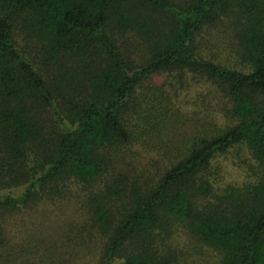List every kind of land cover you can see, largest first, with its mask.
<instances>
[{"label":"trees","instance_id":"obj_1","mask_svg":"<svg viewBox=\"0 0 264 264\" xmlns=\"http://www.w3.org/2000/svg\"><path fill=\"white\" fill-rule=\"evenodd\" d=\"M224 21L235 23L246 72L196 44ZM176 83L222 97L221 116L160 147ZM134 147L168 162L140 165ZM236 147L258 177L216 188L211 165ZM73 188L87 219L66 253L14 257L4 214ZM181 232L210 264H264V0H0V264H188Z\"/></svg>","mask_w":264,"mask_h":264},{"label":"rangeland","instance_id":"obj_2","mask_svg":"<svg viewBox=\"0 0 264 264\" xmlns=\"http://www.w3.org/2000/svg\"><path fill=\"white\" fill-rule=\"evenodd\" d=\"M234 30L235 23L224 21L206 28L197 38L196 44L204 57L246 72L247 68L243 66L239 56V46ZM18 37L22 47L29 54H33L31 46L33 44H24L23 36ZM163 81L165 80L159 79L158 82L161 85ZM175 87L180 93L177 100L173 101L172 120L169 127L161 131L162 134L156 140L158 143L162 141L160 147L168 142H171V147L182 141L184 143L196 132L206 129L213 117L219 120L221 116L220 108L216 107V104L222 107L224 101L219 95L217 98L212 94V96L202 95L206 90L198 89L197 86L183 91L178 83ZM216 110L219 111V116L215 115ZM131 151L133 152L130 153L137 155L136 159L139 160L140 165L148 163L149 158H155L159 161V165L162 162H168L169 154L159 152L157 149L147 152L134 147ZM258 174L256 163L244 147H236L217 157L210 168V178L216 188L251 183L256 180ZM84 200L82 191L73 188L67 199L56 201L55 204H38L7 211L2 218L7 249L9 248L18 259L29 257L31 250H41V247L55 248L56 253L60 255L66 253L64 251L67 245L65 247L64 244L69 231L87 219ZM176 242V245L182 248L183 253L190 258L188 264L191 262L210 264L213 261L212 253L195 238L181 232ZM9 250L7 254H4L5 256L9 254ZM77 260L76 263L83 261L79 258Z\"/></svg>","mask_w":264,"mask_h":264}]
</instances>
